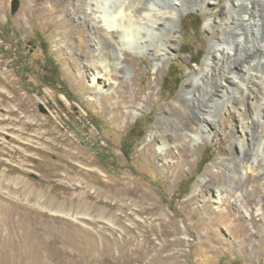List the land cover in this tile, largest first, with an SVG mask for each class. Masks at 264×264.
Listing matches in <instances>:
<instances>
[{
  "label": "rangeland",
  "instance_id": "obj_1",
  "mask_svg": "<svg viewBox=\"0 0 264 264\" xmlns=\"http://www.w3.org/2000/svg\"><path fill=\"white\" fill-rule=\"evenodd\" d=\"M216 1L214 11L226 2ZM88 2L0 0V264H66L56 255L59 247L75 264H264V152L255 154L252 143L243 153L233 147L213 99L217 93L198 83L190 97L182 95L189 71L201 65L209 47L205 15L199 7L180 13L174 53L154 69L148 57L126 48L117 64L119 35L112 31L103 38ZM253 64L252 74H264L263 66ZM96 71L110 80L109 92L91 87ZM200 103L204 111L210 107L216 136L172 138L170 153L151 143L159 133L196 132ZM132 109L136 113L127 111ZM253 155L258 174L245 172ZM125 175L154 195L163 219H176L180 232L161 253L143 256L127 244L130 229L148 218L136 213L137 205L128 211L131 217L114 219L120 212L110 205L115 193L106 183ZM232 184L240 186L248 210L231 208L241 225L233 216L216 218L227 211L217 190ZM79 199L88 210L75 212ZM205 203L209 208L202 210Z\"/></svg>",
  "mask_w": 264,
  "mask_h": 264
},
{
  "label": "bare ground",
  "instance_id": "obj_2",
  "mask_svg": "<svg viewBox=\"0 0 264 264\" xmlns=\"http://www.w3.org/2000/svg\"><path fill=\"white\" fill-rule=\"evenodd\" d=\"M213 3H218V1L89 0V2L87 3V10L91 13L95 25L104 31L103 38L109 37L112 31L118 33L119 42H117V44L113 42L115 55L117 56V64L122 63L121 56L124 54L122 53V49L126 48L128 51H132V53L135 55L143 57L146 56V58L148 57L153 68L158 69L165 61L169 60V57L174 53L175 46L177 45V41L179 40L176 34V28L178 23L180 22V13L187 9L190 10L191 8L199 7V10L205 15V28L211 31V34L209 35L210 43L201 65L189 71L190 78L189 80L185 81L182 86V95L185 97H190L191 92L195 88H197L196 85L198 83L203 84L208 90V93H211V91L217 93V95H214L215 98H212L215 99V105L221 113V116H219L221 125H228V127H224L223 129L226 130L227 128L231 133L233 147L239 149L243 153L245 147H247L249 143H252V150H255V154L258 155L259 152H264V149L262 147L264 144V74L261 73V76L258 77L252 74L251 71L254 70V62L259 63L258 68L260 66H263L264 68V64H262L264 63V0H226L222 7H220L217 11L212 10L211 5ZM261 7L263 8V10L261 9ZM217 31L222 32V36L220 39L214 37V34ZM94 39L96 38L94 37ZM108 40L111 41V39ZM94 41L95 45L99 46L98 41ZM247 55L251 56V60L249 61V63L246 62ZM240 57L243 59V61L241 64L238 62L237 64L234 60H239ZM96 66H94V68H97ZM104 75L105 73H102L101 71L94 72L91 76V87L95 88L97 91H108L111 87V82H109L110 80ZM254 80H256L257 83H254ZM200 104H197L195 106V111L197 114L196 120L194 121L197 127L196 132H189V134L182 133L181 135L178 132L179 135L175 134V136L172 137L160 135V133L158 132L159 135H153V137L151 138V143L157 144L159 147L166 148V150L164 149L165 152L170 153L168 141L172 140V138L176 139L179 137H184V139H188V142H196L202 137H210L212 135L216 136L218 124H213L210 121V118L212 116L211 111L209 110L210 107L207 111H204L203 108H205L206 106ZM127 111L136 113V109ZM184 126H186V121H183L180 125V127ZM255 142H257V144ZM256 158L257 157H254L253 155L252 162L248 161L249 164L246 163V165L243 163L245 165V172H257L258 174V169L262 171L261 168H258L256 166ZM242 174L244 175L245 173L242 171ZM134 183L135 182H132L128 175L121 176L118 179H113L110 183H106V188L109 187L108 191L110 188H113L115 193L113 197H110L112 201L110 205L120 212V214L115 215L114 219L121 220V218L123 217H131L132 214L128 213V211L131 210L133 206L137 205L138 210H136V213L143 215L145 214L148 218L144 219L141 223H136L137 225L130 229L131 234L127 244L129 245V247L133 248L132 250H134L135 253L142 252L143 256L150 254L152 250H157L158 253H161L171 244L169 238H176V236L180 232V228L178 227L175 218L170 217L168 220L163 219V206L155 200L154 195L150 191L144 190L142 186H140V184V187H138ZM201 184L199 183L200 186ZM259 190L260 188L256 186L255 191L257 192ZM217 191L218 200L220 199L219 201L222 202L223 200V202H225V204L227 205V211H224L222 209L223 211L221 210L219 215H216V218L227 219L228 217L233 216V221H238L237 223L241 225L242 222L240 221V217L234 216L235 210L231 212V208H233L234 206H239V208H241L244 213H247L248 211L245 209L246 207L241 199L242 194L239 193L240 186H238L237 184H232L229 187H225L224 191L221 190V192L223 193H220L219 190ZM231 198H233L234 201L232 203L230 201ZM79 201V204L81 205H73L75 212L86 211L87 207L81 202L84 201V199H79ZM47 204L51 205L50 202H47ZM258 205L259 203L255 201V206ZM208 206L209 205L205 203L202 207V210H205ZM257 210H259V208H257ZM149 219L151 220L150 222L148 221ZM42 220L46 221V219ZM212 220L215 221V217H213ZM32 224L34 225V223ZM36 228L33 229L35 230ZM44 234L45 233L40 235ZM152 236H154L155 239L160 240L161 244L156 243L153 240ZM43 237H45V235ZM36 238L38 239L39 237L36 236ZM70 240L69 244L72 243V241L70 243ZM51 241V243L53 244V240ZM38 242L41 245L42 241ZM62 244L65 245V243ZM40 245L38 246L40 247ZM71 245H73V243ZM56 248H58V245H56ZM59 248L60 249L58 250L56 249L58 252L55 251L58 253L56 255H58L59 259H64L66 261V264H75L76 261L73 257L71 258H73L74 260L71 258L67 259L68 251L65 252L64 250H61L62 247ZM15 249H17V246L16 248H13L14 251ZM20 252L21 251L19 250L18 254ZM42 252L43 251H41V253ZM14 253L15 252H13L12 254L14 255ZM53 253L50 254L53 255ZM72 253L74 254V252ZM18 254L16 256H18ZM43 255L44 254L40 256ZM56 255L54 254V256ZM70 255L72 254L70 253L69 256ZM21 260L20 262H22ZM57 260L55 261L58 262ZM36 262L39 264L51 263L39 260H37Z\"/></svg>",
  "mask_w": 264,
  "mask_h": 264
},
{
  "label": "water",
  "instance_id": "obj_3",
  "mask_svg": "<svg viewBox=\"0 0 264 264\" xmlns=\"http://www.w3.org/2000/svg\"><path fill=\"white\" fill-rule=\"evenodd\" d=\"M15 6V5H14Z\"/></svg>",
  "mask_w": 264,
  "mask_h": 264
}]
</instances>
